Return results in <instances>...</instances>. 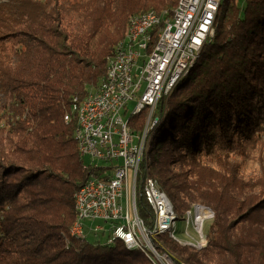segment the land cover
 I'll use <instances>...</instances> for the list:
<instances>
[{"label":"trees","instance_id":"1","mask_svg":"<svg viewBox=\"0 0 264 264\" xmlns=\"http://www.w3.org/2000/svg\"><path fill=\"white\" fill-rule=\"evenodd\" d=\"M177 2L0 0V264H151L108 235H70L74 195L97 171L70 105L104 79L129 17ZM214 31L151 132L137 214L152 226L147 174L174 212H214L201 250L166 233L156 246L186 264H264V0H224ZM144 113L129 120L136 132Z\"/></svg>","mask_w":264,"mask_h":264},{"label":"built area","instance_id":"2","mask_svg":"<svg viewBox=\"0 0 264 264\" xmlns=\"http://www.w3.org/2000/svg\"><path fill=\"white\" fill-rule=\"evenodd\" d=\"M217 3L218 0H183L166 21H157V15L145 23L136 21L131 35L147 32V42L134 46V42L126 41L121 59L111 56L108 60L113 72H106L103 79L104 102L94 104L97 92L89 98L91 115L85 118L89 137L83 138V148L85 158H91V169L97 171L87 185L77 190L79 202L85 203L83 222L94 235L105 231L99 223L110 225L113 231L108 243L130 238L131 244L154 252L161 264H176V257L163 253L152 238L156 228L171 222L161 217V207L145 175L141 184L153 213L152 226L146 227L138 217L136 191L140 185L141 154L146 133L158 119L153 115L159 99L166 95L169 83L179 78L186 61L210 41ZM161 22H168V31H161ZM145 109L148 114L144 125L136 132L129 120ZM195 221L197 232H201L203 223ZM83 235H88L87 231ZM169 237L177 240L175 235Z\"/></svg>","mask_w":264,"mask_h":264},{"label":"bare ground","instance_id":"3","mask_svg":"<svg viewBox=\"0 0 264 264\" xmlns=\"http://www.w3.org/2000/svg\"><path fill=\"white\" fill-rule=\"evenodd\" d=\"M223 1L224 0H218L215 12L213 14L212 21H211V31H210V41L209 42L213 40L215 18H216L218 9ZM181 2H183V0H178L177 6H181ZM155 15H157V21H166V18L168 15H170V13L168 11H162L159 13L155 10H149L143 13L142 15L131 19L129 26L127 28V31L124 35V38L114 47L113 54H112L113 59H121V51L122 49H126V41L134 42V46H141L143 43L147 42V32H140V34L136 36L131 35V34L133 33L136 21L138 23H145L149 21L150 17H153ZM161 31H168V22H161ZM203 46L204 45H202L201 49H198L197 51L194 52V57H190L186 61L184 68L181 70L179 78L169 83V86L166 91L167 97L169 96L170 92L175 88L177 83L181 80V78L184 77L185 74H187L190 71V69L194 66ZM106 72H113V65H107ZM102 87H103V80L99 83L96 89L92 91V92H97L96 95H94V104H102L104 102V91H102ZM90 94L91 93L87 94L85 97L81 99H77V98L73 99L71 106H70V113L75 117L76 123H77V127L74 132V139L77 142L79 155L82 159L86 160L85 163L91 169V158H85V151L83 148V138L89 137V124L85 122V118H86V115H91V106H88ZM64 119L65 121H69L70 114L65 115ZM157 121L158 119L156 120L155 125ZM155 125L152 127L151 130L147 131L146 136H148L149 132L150 133L152 132ZM150 135L148 136V139L144 141V148L141 154V164H144V163L147 164V162L149 161L147 157V147L149 146L148 143H149ZM145 178H146V184L153 189V198H155L157 204H159L161 207V217L165 220H170V222L172 223V224L162 223V225H160L159 228H156L154 230V237H157L159 236V234L161 235L164 233L168 235H174V231L172 230V227L176 222L177 216L169 200L167 199L164 193H162L161 191L157 189L154 181L147 174H145ZM87 184H88V180L85 182L84 185H87ZM74 207H75L76 217L70 228V235L75 238L83 239L87 236V235H83V234H86V230H85L86 225L83 222L85 218V203L79 202L77 192L74 195ZM185 215L187 217V221H189V218H191V223L196 232L197 230H196L195 219H199V222L203 223L205 220H209L213 216L209 208L204 207L199 204L192 205V207L186 211ZM75 231H79V233H75ZM123 242L127 249L137 250L140 253H142L150 261L151 264H161V263H157V259L155 257L154 252L148 251L146 248L137 247V245L131 244L130 238H123ZM185 243L190 245V243H187V242ZM198 246H199L198 248H203V246L201 245H198ZM156 247L160 249L161 251H163V253H171L170 250L164 249L161 246H156ZM176 264H186V263L176 258Z\"/></svg>","mask_w":264,"mask_h":264},{"label":"rangeland","instance_id":"4","mask_svg":"<svg viewBox=\"0 0 264 264\" xmlns=\"http://www.w3.org/2000/svg\"><path fill=\"white\" fill-rule=\"evenodd\" d=\"M178 3V2H177ZM176 6H177V4H176ZM176 6H175V8H176ZM174 8V9H175ZM174 9H173V11H174ZM147 11H149V10H147ZM147 11H145V12H147ZM156 11V10H155ZM162 11H168V10H160V11H157V12H162ZM172 11V12H173ZM144 12V13H145ZM169 12V11H168ZM172 12H169L170 14L172 13ZM143 13H141V14H138V15H133V16H131V17H129V20H128V25H127V28H128V26H129V23H130V20L131 19H133L134 17H137V16H140V15H142ZM126 31H127V29H126ZM126 31H125V33H126ZM125 35V34H124ZM214 36H215V31H214ZM123 38H124V36H123ZM122 38V39H123ZM122 39H120L117 43H116V45L122 40ZM213 39H214V37H213ZM207 44V43H206ZM205 46V45H204ZM203 46V47H204ZM199 58V57H198ZM196 63V62H195ZM195 65V64H194ZM191 70V69H190ZM100 83V82H99ZM99 83L95 86V87H92V88H89L88 89V93L87 94H89V93H92V91H94L95 89H96V87L99 85ZM172 92V91H171ZM171 92H170V94H171ZM170 94H169V96H170ZM86 96V95H85ZM84 96V97H85ZM168 98L169 97H167V95H164V96H162L160 99H159V101H158V105H157V107H155V112H154V117H158V121H157V123H156V125H158V124H160V123H162L164 120H165V116H164V113H165V111H166V105H167V102H168ZM71 106V105H70ZM146 110V109H145ZM142 111H144V110H142ZM141 111V112H142ZM140 112V113H141ZM145 112V111H144ZM148 114V111L146 110V112L144 113V115H147ZM138 115V114H137ZM133 117V116H132ZM64 121H65V119H64ZM65 122H68V121H65ZM131 125V124H130ZM155 125V126H156ZM132 126V125H131ZM164 132V130H160L157 134H156V136L157 137H160L161 135H162V133ZM151 133L149 132L148 133V136L150 135ZM148 136H146V139H148ZM149 144V143H148ZM149 147V146H148ZM148 147H147V151H148ZM85 162H86V160H85ZM178 167L176 166L175 167V169H177ZM251 170V168H249V167H247V171H250ZM210 211L212 212V214H213V216H212V218L211 219H209V220H205L204 222H203V226H202V230H201V232H196L195 230H194V228H193V225H192V223H191V218H189V221H187V217H186V215H185V213H186V211L184 212V213H176L175 212V214H176V216H177V219H176V222H175V224L173 225V227H172V230L174 231V235H175V237L177 238V240H175V239H172V238H170L171 240H173L176 244H178L179 246H181V247H189V248H192V249H194L195 251H199V250H201V248H198L199 246L198 245H201V246H205L206 245V235H207V232H208V227H209V224H210V222L212 221V219H213V217H214V212L210 209ZM139 217V216H138ZM98 224V223H97ZM99 225H102L103 226V229H105V234L104 235H102L101 233H98V235H100V237H102V236H107L108 237V240L110 239V237L112 236V231H113V228L110 226V225H108V224H106V225H103V224H100L99 223ZM89 229V228H88ZM86 231H87V233L89 234V236H92V233H90L88 230H87V228L85 229ZM165 234V233H164ZM160 235V234H159ZM162 235V234H161ZM88 236V237H89ZM169 236V235H168ZM79 239V238H78ZM101 239H103V238H101ZM108 240H107V243H108ZM114 241V240H113ZM112 241V242H113ZM185 242H187V243H191L190 245L189 244H186ZM154 243V242H153ZM123 244H124V242H123ZM125 245V244H124ZM126 247V246H125ZM171 253L178 259V260H180L177 256H176V254L173 252V251H171ZM180 261H182V260H180ZM182 262H184V261H182ZM185 263V262H184Z\"/></svg>","mask_w":264,"mask_h":264},{"label":"water","instance_id":"5","mask_svg":"<svg viewBox=\"0 0 264 264\" xmlns=\"http://www.w3.org/2000/svg\"><path fill=\"white\" fill-rule=\"evenodd\" d=\"M186 75H187V74H185V76H186ZM185 76H184V77H185ZM182 78H183V77H182ZM182 78H181V79H182ZM172 91H173V90H172ZM168 97H169V96H168Z\"/></svg>","mask_w":264,"mask_h":264}]
</instances>
